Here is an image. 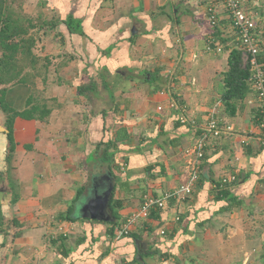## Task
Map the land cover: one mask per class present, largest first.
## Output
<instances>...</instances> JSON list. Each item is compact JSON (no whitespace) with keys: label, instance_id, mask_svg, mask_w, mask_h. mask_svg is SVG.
I'll list each match as a JSON object with an SVG mask.
<instances>
[{"label":"crops","instance_id":"0c3cea01","mask_svg":"<svg viewBox=\"0 0 264 264\" xmlns=\"http://www.w3.org/2000/svg\"><path fill=\"white\" fill-rule=\"evenodd\" d=\"M242 2L264 21V0ZM24 9L47 23L37 54L51 63L36 85L52 111L46 121L15 120L9 164L0 138V264H264V113L251 92L229 119L214 91L240 47L222 0H27ZM69 15L85 35L69 31ZM260 58L264 66V50ZM104 71L108 88L97 77ZM91 79L96 88L79 91ZM31 92L12 86L6 101L21 109ZM173 102L202 135L210 115L234 132L205 139V179L186 202L170 200L123 235L144 194L161 196L187 178L185 150L202 135L176 125ZM110 140L116 179L104 154ZM232 175L238 181L226 188L238 203L226 209L231 202L214 196ZM111 185L123 202L118 219L109 204L107 220L89 219L95 192Z\"/></svg>","mask_w":264,"mask_h":264},{"label":"trees","instance_id":"16d2710c","mask_svg":"<svg viewBox=\"0 0 264 264\" xmlns=\"http://www.w3.org/2000/svg\"><path fill=\"white\" fill-rule=\"evenodd\" d=\"M27 0H0V112L4 115L7 132L0 133V138L7 143L6 161L9 164L13 153L16 149V142L14 137V124L18 117L23 119H35L39 121H46L50 115L52 108L47 103L43 92L37 88L36 80L41 78L46 83L47 75L49 74L50 58L42 57L37 54V45L39 40V31L47 24L42 20L35 19L33 16L25 12L24 4ZM177 15V14H176ZM64 23L71 33H78L85 35L82 27V20L74 18L69 15ZM179 23V21H175ZM49 24V23H48ZM53 24V23H52ZM261 53L259 54V61H261ZM97 77L102 86L108 88L106 72H98ZM250 77V69L244 62L242 50L237 47L233 48L228 58V66L226 71L219 73L215 79L214 91L216 95H220V101L224 105L227 118H233L239 110L244 108V100L252 92L251 86L248 82ZM26 84L31 86L32 92L29 95L25 107L21 109L14 108L6 101L7 91L10 87ZM95 89L96 82L90 80L88 85L81 86L79 91L85 92L87 89ZM50 101V100H49ZM177 114L178 127H186L190 132H194L195 137L201 136V131L192 124L182 122L183 114L180 110H175ZM196 129L195 131H193ZM121 138V137H119ZM119 139L116 140L118 142ZM116 142L110 140L105 143V158L108 165V171L112 178L116 179L115 155L116 151L109 149H116ZM104 144V143H103ZM102 145V144H100ZM111 147V148H110ZM0 143V156H3ZM151 171V168L149 169ZM5 178V173L0 170V183ZM205 178L202 173H199V180L197 182L196 190L202 185ZM219 184V182H218ZM1 193V188H0ZM81 192H77L74 199L77 200ZM215 199L219 201L226 200L229 204L226 209H230L238 200L231 195L228 188L217 189ZM237 200V202H236ZM16 200H12L14 204ZM109 206L113 210L112 218L118 219L117 210L122 208L123 202L121 199L114 198V190H112L109 200ZM157 211V210H156ZM154 212L152 211L151 216ZM69 210L68 219H76L71 216ZM154 214L153 216H155ZM5 217L2 205L0 204V226L4 223ZM128 236V235H126Z\"/></svg>","mask_w":264,"mask_h":264},{"label":"built area","instance_id":"2783aa9c","mask_svg":"<svg viewBox=\"0 0 264 264\" xmlns=\"http://www.w3.org/2000/svg\"><path fill=\"white\" fill-rule=\"evenodd\" d=\"M222 2L228 13L232 28L237 34L244 62L250 69L248 82L252 92L256 94L258 103L264 113V66L258 58L259 54L264 50V21H261L258 16L248 11L242 0H222ZM208 20L212 25H217L219 22L217 11L212 6L208 8ZM215 49L221 51V47L214 48L211 45L207 46V51ZM170 107L175 110L180 109L174 102L170 104ZM187 121L186 116H183L182 122ZM203 132L202 137L194 145L189 146L185 150L188 156L187 178L178 187L164 192L161 196L144 194L140 207L129 215L126 226L120 231L121 234L129 235L130 231L128 227L131 224L149 219L153 210L159 211L164 209L170 200H175V202L180 204L186 202L192 196L199 180L200 163L204 158V148L206 145L205 139L210 137L218 138L223 134H232L234 127L217 116L210 115ZM237 181L238 178L233 175L224 177L218 184L217 189L226 188ZM176 219L179 218L177 217ZM161 234H164V231Z\"/></svg>","mask_w":264,"mask_h":264},{"label":"water","instance_id":"95a60500","mask_svg":"<svg viewBox=\"0 0 264 264\" xmlns=\"http://www.w3.org/2000/svg\"><path fill=\"white\" fill-rule=\"evenodd\" d=\"M8 129L5 125V120L0 113V133L7 132ZM113 190V186L107 188L105 192H95L94 198L89 202L86 208V216L93 220H107L106 208L109 204L110 195Z\"/></svg>","mask_w":264,"mask_h":264},{"label":"rangeland","instance_id":"374dc122","mask_svg":"<svg viewBox=\"0 0 264 264\" xmlns=\"http://www.w3.org/2000/svg\"><path fill=\"white\" fill-rule=\"evenodd\" d=\"M26 2H27V1H26ZM26 2H25V3H26ZM37 50H38V48H37ZM38 53H39V52H38ZM3 180H4V179H3ZM3 180H2V181H3ZM2 181H1V182H2ZM0 185H1V183H0ZM0 188H1V187H0Z\"/></svg>","mask_w":264,"mask_h":264}]
</instances>
